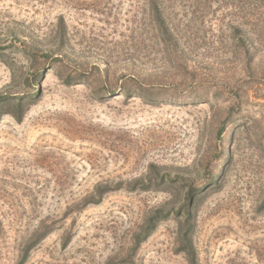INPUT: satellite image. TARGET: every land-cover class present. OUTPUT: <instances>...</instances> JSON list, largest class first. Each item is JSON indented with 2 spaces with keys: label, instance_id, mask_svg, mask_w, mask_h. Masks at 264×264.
Listing matches in <instances>:
<instances>
[{
  "label": "rangeland",
  "instance_id": "1",
  "mask_svg": "<svg viewBox=\"0 0 264 264\" xmlns=\"http://www.w3.org/2000/svg\"><path fill=\"white\" fill-rule=\"evenodd\" d=\"M153 1L0 0V264H189L184 214L131 255L184 184L198 264H264V0Z\"/></svg>",
  "mask_w": 264,
  "mask_h": 264
},
{
  "label": "trees",
  "instance_id": "2",
  "mask_svg": "<svg viewBox=\"0 0 264 264\" xmlns=\"http://www.w3.org/2000/svg\"><path fill=\"white\" fill-rule=\"evenodd\" d=\"M151 13L152 17L158 27V30L160 34L163 37V40L165 41H171L173 39V33L171 32V29L167 25L164 11L161 8V5L157 3L156 0L153 1L151 6ZM18 121H22L23 114L16 117ZM151 170L157 171L158 167L152 166ZM155 180H150L149 183L145 184L142 182H136L134 185H131L130 187L134 190L141 189L144 191L150 190V188H153L155 186H159L160 184L166 182V180L169 181V177L167 175H162L161 173H155ZM123 183L118 184L116 187L113 186H100L95 196L98 197V199H93V201L89 202V204H97L100 202V200L104 197V195L120 190L124 188ZM184 187L187 189L186 193V200L187 203L184 205V207L179 208L176 212L174 209L166 211L165 208H158L151 212V214L147 217L144 224L141 226L140 230L134 235L133 237V247L131 249V255H135L143 243H145L150 236L158 229L159 225L169 219L171 216L175 215L177 217L182 216L183 214L186 216L185 220L181 222V231L179 234V246H180V252H182L186 258L189 264H198V257H197V251L193 242V234H194V218L191 216V209L190 207L193 205V197L198 194V189H196L192 184H184ZM51 233V229L46 228L45 231L40 234V238L38 240H42L43 238H46ZM69 239H67L68 241ZM69 242V241H68ZM32 245L28 246L25 253V258L21 262L24 263L26 261L27 255L29 254V251L33 248Z\"/></svg>",
  "mask_w": 264,
  "mask_h": 264
}]
</instances>
